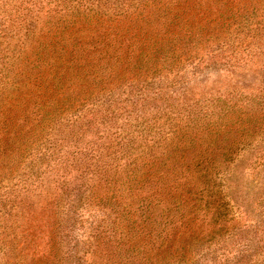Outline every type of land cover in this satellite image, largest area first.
<instances>
[{
	"label": "rangeland",
	"instance_id": "1",
	"mask_svg": "<svg viewBox=\"0 0 264 264\" xmlns=\"http://www.w3.org/2000/svg\"><path fill=\"white\" fill-rule=\"evenodd\" d=\"M137 2L0 0V100L12 95L2 110L12 105L31 115L33 102L40 106V95L51 89L17 91L10 80L35 62L31 51L40 44V26L60 19L46 16L55 4L72 15L76 5L107 9ZM258 20L257 14L254 23ZM118 23L126 21L111 25ZM257 35L250 46L231 39L228 46L214 47L222 58L215 64L196 56L139 77L126 72L111 87L85 86L69 92L70 98L56 97V113L43 124L39 115L14 122L13 144L0 156V264H93L102 252L91 256L94 228L108 221L109 208L92 203L91 193L102 195L108 174L181 144L182 134L203 136L199 126L222 120L234 122L243 139L231 147L232 161L217 179L226 204L222 212L233 222L216 241L196 249L195 264H264V134L243 118L253 110L264 117V29ZM3 64L12 67L9 76ZM16 114V121L24 117Z\"/></svg>",
	"mask_w": 264,
	"mask_h": 264
},
{
	"label": "trees",
	"instance_id": "2",
	"mask_svg": "<svg viewBox=\"0 0 264 264\" xmlns=\"http://www.w3.org/2000/svg\"><path fill=\"white\" fill-rule=\"evenodd\" d=\"M60 5L46 13L60 19L44 20L40 26V44L31 51L36 52L32 67L10 80L17 91L27 86L29 92L51 89L40 95V106L33 102L31 115L26 110L13 111L12 105L3 111L4 101L12 95L2 96L0 156L13 144L14 122L39 115L43 124L56 113L57 106L52 105L58 96L70 98L69 92L85 86L111 87L123 73L139 77L160 71V66L173 69L196 56L199 62L215 64L222 58L214 47L228 46L231 39L250 46L264 29V0H138L135 7L80 9L76 5L72 15L67 8L57 10ZM257 14L259 20L254 23ZM118 20L126 21L125 25H111ZM4 65L9 76L12 67ZM5 87H10L8 82ZM253 111L238 118L264 134L260 131L264 117ZM18 112L24 117L16 121ZM224 121L206 122L199 126L203 136L182 134L181 144L141 163L134 159L123 170L108 174L102 195L91 193L92 203L109 208L108 221L94 228L96 245L91 256L102 252L93 264H195L196 249L224 234L233 220L228 221L222 212L226 204L217 179L232 161L231 147L243 140L233 129L234 122ZM194 160L203 167L197 168Z\"/></svg>",
	"mask_w": 264,
	"mask_h": 264
}]
</instances>
